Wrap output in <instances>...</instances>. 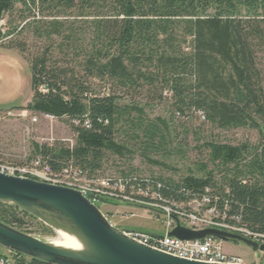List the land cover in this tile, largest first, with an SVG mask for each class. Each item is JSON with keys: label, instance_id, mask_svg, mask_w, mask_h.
Here are the masks:
<instances>
[{"label": "trees", "instance_id": "1", "mask_svg": "<svg viewBox=\"0 0 264 264\" xmlns=\"http://www.w3.org/2000/svg\"><path fill=\"white\" fill-rule=\"evenodd\" d=\"M16 5L36 10L40 19L19 31L2 32L0 25V46L24 55L20 46L7 42L22 30L47 43L40 55L27 58L32 96L17 110L64 121L74 135L72 147L31 143L28 162L41 159L54 174L72 165L88 178L97 177L107 154L123 158L129 153L115 142L127 122L134 139L153 145L163 136L156 124L142 119L141 109L122 107L116 95L92 93L87 81L109 84L123 95L159 87L179 115L192 111L214 129L258 135L254 145L206 143L213 170L177 183L157 179L163 195L183 202L186 192L200 197L208 190L221 210L226 204L247 228L264 233V0H0V24ZM73 11L76 16L68 21ZM53 38L60 39V46H54ZM63 46L74 53L82 77L47 56ZM132 110L140 115L137 121L128 117ZM25 218L36 221L0 204L1 223L32 235L25 230ZM9 256L14 264H45Z\"/></svg>", "mask_w": 264, "mask_h": 264}, {"label": "rangeland", "instance_id": "2", "mask_svg": "<svg viewBox=\"0 0 264 264\" xmlns=\"http://www.w3.org/2000/svg\"><path fill=\"white\" fill-rule=\"evenodd\" d=\"M34 16V17H33ZM76 12L67 17L72 21ZM26 19L25 21H23ZM40 15L35 11L22 10L16 5L12 14L5 15L1 22L2 32L19 29L26 23L39 20ZM63 20V19H59ZM16 32L10 43L20 46L25 54L17 50L0 46V164L28 165L31 143L53 146L57 143L66 147L74 144V135L64 121H49L43 116L33 115L25 108L31 100V75L27 58L40 55L47 46L44 40L35 39L30 32ZM4 42V43H7ZM54 46H60V39L53 38ZM61 49V50H60ZM185 52H187L185 50ZM47 56L58 65L82 77V72L73 59L75 55L69 48L63 46L53 48ZM80 61V58L79 60ZM88 86L96 95H116L122 107L135 106L143 111V118L147 123L156 124L163 138H157L153 145H147L142 140L134 139L133 131L129 129L128 122L120 127L115 142L124 145L129 151L123 158L107 154L102 169L96 174L99 178H117L121 174L138 175L151 179L171 180L179 182L188 176L203 178L206 173L213 170L208 164L206 143L217 142L230 146L243 143L254 145L258 143V135L251 130L221 131L212 128L199 119L197 113L187 112L184 116L177 114L172 108V99L165 92L161 93L159 87L152 89L143 87L138 92L129 95L116 93L109 85L96 79H89ZM129 119L137 121L140 116L137 111H129ZM35 120V122H33ZM164 123V124H163ZM206 165L205 170H200ZM218 176L216 180L218 181ZM36 180V179H33ZM37 181V180H36ZM96 207L109 215L111 220L114 212L123 215L133 214L135 217L127 218L120 225L123 229H136L148 233L164 234L162 216L139 208L127 207L124 204H104L99 202ZM25 230L42 241L60 244L62 238L52 231L46 234L38 221L25 218ZM115 220V219H114ZM225 253L240 257L247 264H264L262 253L253 252L243 244L223 243ZM0 254L10 260L9 252L0 247Z\"/></svg>", "mask_w": 264, "mask_h": 264}, {"label": "water", "instance_id": "3", "mask_svg": "<svg viewBox=\"0 0 264 264\" xmlns=\"http://www.w3.org/2000/svg\"><path fill=\"white\" fill-rule=\"evenodd\" d=\"M0 204L23 212L71 239L75 247L42 241L0 222V247L45 264H209L180 259L139 244L114 227L80 191L0 172ZM167 236L180 241L207 237L243 244L261 253L262 246L214 229L193 231L180 225Z\"/></svg>", "mask_w": 264, "mask_h": 264}, {"label": "built area", "instance_id": "4", "mask_svg": "<svg viewBox=\"0 0 264 264\" xmlns=\"http://www.w3.org/2000/svg\"><path fill=\"white\" fill-rule=\"evenodd\" d=\"M43 118L56 121L55 118L47 115ZM73 124L77 126L79 123L74 121ZM83 127L88 128V122H84ZM0 172L80 191L95 206L99 202L107 205L124 204L127 207L143 209L157 217L162 216L164 234H155L117 226L127 218L135 217L133 214L123 215L119 211L114 212L110 220L108 214L102 213L111 225L126 230L125 235L130 239L173 257L209 264H247L240 257L225 253L223 242L215 238L180 241L168 237L167 234L175 228L174 218L181 226L193 231L214 229L248 239L263 247L261 253L264 256V233H257L247 228L239 215L229 213L226 204L223 203L221 210L219 199L209 195L208 190H205V194L200 197L186 192V200L177 202L163 195V183L154 178L138 175L88 178L85 173L72 165L65 167L60 174H54L41 159H36L28 165L0 164ZM0 264H14V262L2 258Z\"/></svg>", "mask_w": 264, "mask_h": 264}, {"label": "bare ground", "instance_id": "5", "mask_svg": "<svg viewBox=\"0 0 264 264\" xmlns=\"http://www.w3.org/2000/svg\"><path fill=\"white\" fill-rule=\"evenodd\" d=\"M59 235L63 240L62 243H60V245L66 246V247H75V244L71 239H69L68 237L62 234H59Z\"/></svg>", "mask_w": 264, "mask_h": 264}]
</instances>
